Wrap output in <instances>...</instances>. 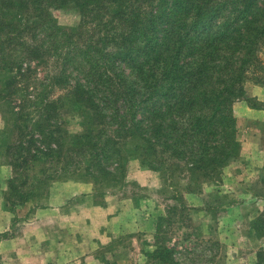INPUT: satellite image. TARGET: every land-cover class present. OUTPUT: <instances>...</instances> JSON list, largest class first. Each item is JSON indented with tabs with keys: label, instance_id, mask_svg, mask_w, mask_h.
Returning a JSON list of instances; mask_svg holds the SVG:
<instances>
[{
	"label": "trees",
	"instance_id": "16d2710c",
	"mask_svg": "<svg viewBox=\"0 0 264 264\" xmlns=\"http://www.w3.org/2000/svg\"><path fill=\"white\" fill-rule=\"evenodd\" d=\"M66 7L78 14L77 26L54 18ZM49 64L53 74L30 86ZM2 69L16 73L2 100L43 87L23 96L13 126L0 133L14 172L3 198L8 212L43 198L65 175L110 188L129 157L165 182L177 174L195 193L219 183L239 155L232 108L246 83L264 85V0H0ZM53 85L62 94L52 99ZM34 110L41 120L31 129ZM62 112L79 114L82 132L60 129ZM36 167L40 176L27 174ZM154 240L147 264H183L165 245L163 224Z\"/></svg>",
	"mask_w": 264,
	"mask_h": 264
},
{
	"label": "rangeland",
	"instance_id": "374dc122",
	"mask_svg": "<svg viewBox=\"0 0 264 264\" xmlns=\"http://www.w3.org/2000/svg\"><path fill=\"white\" fill-rule=\"evenodd\" d=\"M52 14L64 28L75 27L80 22L78 14L69 7L52 11ZM50 67L49 64V69L37 70L36 76H32L28 84L35 86V80L44 83L45 77L53 74ZM24 69L25 67L23 72ZM15 74V71L9 74L4 69L0 70V92L5 94H1L2 96H6L8 90L3 91L5 80ZM17 87L22 89V83ZM56 87L52 86V99L62 94ZM42 89L43 87H37L26 91L29 95L17 92L9 100L6 97L4 100L0 98V133L8 126H13V117L21 112L20 100L23 96L25 99L36 97L41 94ZM244 89L243 97L232 108L240 152L237 158L230 160L223 168L219 183L205 182L198 187V192L190 193L185 190L186 185L189 186L188 181L180 180L176 177L177 174L176 179L165 182L162 175L144 167L138 158L129 157L124 162L123 178L110 188H96L88 178L65 175L50 182L46 195L30 204L38 206L47 203L53 184L71 182L90 186L91 193L72 198L67 203L68 207L75 212L78 207L106 208L99 215L103 231L110 227L104 223L106 214H126L129 218L123 223L115 221V227L120 226L122 233L111 238V241L104 240L108 243L98 250L97 257L102 264H147L146 253H151L155 248L154 236L160 224L161 227L163 224L168 239L165 245L178 250L176 258L183 260V264H257L258 255H261L259 262L264 264V108L261 107L264 105V85L246 83ZM15 97L16 101H13ZM39 102L40 98H37L35 104L38 105ZM252 105L255 109H252ZM247 109L255 111L258 118L244 115ZM29 118L30 128H36V123L34 125L33 122L41 120L38 112L30 111ZM81 121L84 122V119L79 114L64 112L60 129L71 134L80 133ZM124 142L129 146L127 140ZM8 162L9 157L5 156L4 149L0 147V164L7 165L10 170L3 185L4 191L1 192L2 198L8 192L9 179L14 176ZM39 168L31 169L27 174L36 173V177L40 176ZM178 195H181L179 202L176 200ZM2 201L6 210L4 199ZM134 207L137 210L135 216ZM171 207L176 210L169 211ZM162 219H170L171 223L165 224L160 221ZM13 223L12 228L15 227L16 232L22 225ZM2 239L4 237H0ZM211 243L215 246H210Z\"/></svg>",
	"mask_w": 264,
	"mask_h": 264
},
{
	"label": "crops",
	"instance_id": "0c3cea01",
	"mask_svg": "<svg viewBox=\"0 0 264 264\" xmlns=\"http://www.w3.org/2000/svg\"><path fill=\"white\" fill-rule=\"evenodd\" d=\"M244 115L258 118L251 109ZM9 173L8 166L0 164V234H5L0 240V264H102L98 250L108 243L104 240L111 241L122 233L120 226L115 227V221L123 223L129 218L126 214H106L104 223L110 227L103 231L99 215L106 208L78 207L75 212L68 207L72 198L91 193L90 186L71 182L53 184L47 203L38 206L26 203L12 214L3 208L1 193ZM135 212L134 207V216ZM13 222L22 225L16 232Z\"/></svg>",
	"mask_w": 264,
	"mask_h": 264
}]
</instances>
